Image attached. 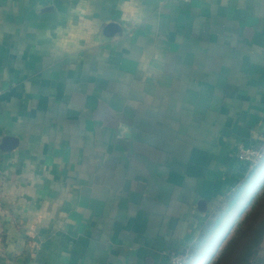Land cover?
Here are the masks:
<instances>
[{
  "label": "crops",
  "instance_id": "0c3cea01",
  "mask_svg": "<svg viewBox=\"0 0 264 264\" xmlns=\"http://www.w3.org/2000/svg\"><path fill=\"white\" fill-rule=\"evenodd\" d=\"M129 2L0 0V264L187 258L264 150V0Z\"/></svg>",
  "mask_w": 264,
  "mask_h": 264
},
{
  "label": "rangeland",
  "instance_id": "374dc122",
  "mask_svg": "<svg viewBox=\"0 0 264 264\" xmlns=\"http://www.w3.org/2000/svg\"><path fill=\"white\" fill-rule=\"evenodd\" d=\"M248 181L209 220L184 264H264V150Z\"/></svg>",
  "mask_w": 264,
  "mask_h": 264
},
{
  "label": "built area",
  "instance_id": "2783aa9c",
  "mask_svg": "<svg viewBox=\"0 0 264 264\" xmlns=\"http://www.w3.org/2000/svg\"><path fill=\"white\" fill-rule=\"evenodd\" d=\"M188 1V0H185ZM263 156V150L260 148H245L240 145L237 148L236 158L246 164L251 170L255 168ZM2 206L0 200V208ZM185 258L182 255H174L170 264H184Z\"/></svg>",
  "mask_w": 264,
  "mask_h": 264
},
{
  "label": "trees",
  "instance_id": "16d2710c",
  "mask_svg": "<svg viewBox=\"0 0 264 264\" xmlns=\"http://www.w3.org/2000/svg\"><path fill=\"white\" fill-rule=\"evenodd\" d=\"M257 167V166H256ZM255 168H253L251 171H253ZM250 176H251V172H250V174H249V176H248V178H247V180L245 181V182H247L246 184H250V182L248 181L249 179H250ZM240 193L237 191V193H236V195L235 196H237V195H239ZM247 193H245V195H246ZM233 197V196H232ZM231 197V198H232ZM231 198H229V200H231ZM229 200H228V202H229ZM240 204V203H239ZM205 229L203 230V232H202V234H201V238H200V241H199V243L203 240V238H204V235H205ZM197 244H195L194 246H193V248L196 246ZM193 248H192V250H193ZM191 250V251H192ZM185 257V256H184ZM188 257H189V255H188ZM225 258H227V259H229L230 258V256H226L225 255ZM261 260H262V258H261ZM185 262V261H184Z\"/></svg>",
  "mask_w": 264,
  "mask_h": 264
},
{
  "label": "clouds",
  "instance_id": "9594fccd",
  "mask_svg": "<svg viewBox=\"0 0 264 264\" xmlns=\"http://www.w3.org/2000/svg\"><path fill=\"white\" fill-rule=\"evenodd\" d=\"M126 7L128 8V10L130 12H132L133 14H135V3H134V0H130L129 4L126 5Z\"/></svg>",
  "mask_w": 264,
  "mask_h": 264
}]
</instances>
